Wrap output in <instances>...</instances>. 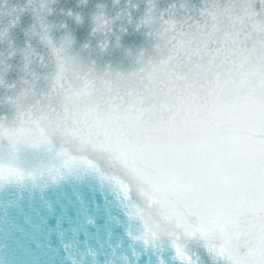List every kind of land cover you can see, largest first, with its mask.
<instances>
[{"label": "snow or ice", "instance_id": "1", "mask_svg": "<svg viewBox=\"0 0 264 264\" xmlns=\"http://www.w3.org/2000/svg\"><path fill=\"white\" fill-rule=\"evenodd\" d=\"M55 4L0 0V186L90 170L127 216L134 189L173 222L184 264L190 236L219 264H264V0ZM129 26L154 51L121 70L104 59Z\"/></svg>", "mask_w": 264, "mask_h": 264}, {"label": "water", "instance_id": "2", "mask_svg": "<svg viewBox=\"0 0 264 264\" xmlns=\"http://www.w3.org/2000/svg\"><path fill=\"white\" fill-rule=\"evenodd\" d=\"M102 2L115 15L125 0L120 5L112 0ZM168 2L161 0L160 4ZM65 3L57 0L54 10ZM49 19L55 22V11ZM31 22L27 18L12 34L17 47L27 42L24 29ZM119 24L116 21L114 31ZM146 46V35L129 26L121 35L119 47L104 63L129 69L132 62L127 53ZM3 47L0 45V50ZM12 63H19V58ZM16 75L10 72L7 79L14 80ZM34 162L28 157L20 163L28 167ZM44 183L0 186V264H184L169 243L151 247L135 240L137 225L128 218L111 188L94 175L69 174L47 187ZM185 249L193 264H219L198 242H189Z\"/></svg>", "mask_w": 264, "mask_h": 264}, {"label": "clouds", "instance_id": "3", "mask_svg": "<svg viewBox=\"0 0 264 264\" xmlns=\"http://www.w3.org/2000/svg\"><path fill=\"white\" fill-rule=\"evenodd\" d=\"M113 4L116 3V0H112ZM141 2H146V0H141ZM156 3H160L161 0H155ZM191 3L197 4L200 2H194V0H190ZM192 41L195 42L198 37H191ZM139 51L143 52L145 56L151 55L154 51V45L147 42V46L145 48L140 49ZM133 56L136 55V51L132 52ZM131 62L132 61V58ZM79 173L80 175H94L98 181L105 186L111 188L114 191V187L110 185L107 180L103 179L101 176L96 173L85 170L78 169L71 174ZM132 206L129 207L128 211L131 214L128 218L137 225L136 235L133 237L135 240L142 242L145 246L157 247L161 243H169L171 245L172 237L171 233L175 231V225L173 222H169L166 218L162 217L159 211L155 208H146L143 201L140 200L138 195H136L135 190L133 189V194L131 196ZM143 209L144 215L141 218H137V210ZM195 241L201 244L204 248V242L200 239H196L194 237H187L185 241H183V245L186 246L189 242Z\"/></svg>", "mask_w": 264, "mask_h": 264}]
</instances>
